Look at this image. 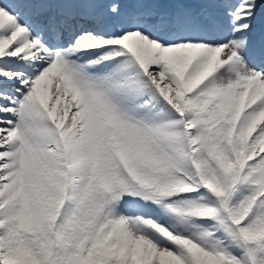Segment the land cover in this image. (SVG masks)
I'll use <instances>...</instances> for the list:
<instances>
[{"label":"snow or ice","instance_id":"6c2138e0","mask_svg":"<svg viewBox=\"0 0 264 264\" xmlns=\"http://www.w3.org/2000/svg\"><path fill=\"white\" fill-rule=\"evenodd\" d=\"M0 264H264V0H0Z\"/></svg>","mask_w":264,"mask_h":264}]
</instances>
